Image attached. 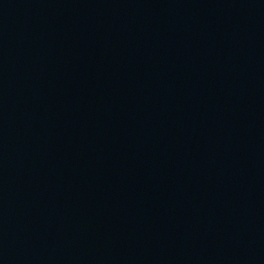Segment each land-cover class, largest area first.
<instances>
[{
  "label": "water",
  "instance_id": "95a60500",
  "mask_svg": "<svg viewBox=\"0 0 264 264\" xmlns=\"http://www.w3.org/2000/svg\"><path fill=\"white\" fill-rule=\"evenodd\" d=\"M0 264H264V0H0Z\"/></svg>",
  "mask_w": 264,
  "mask_h": 264
}]
</instances>
